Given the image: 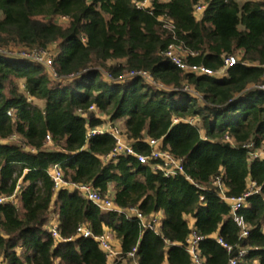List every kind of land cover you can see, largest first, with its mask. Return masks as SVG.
Segmentation results:
<instances>
[{
    "label": "trees",
    "instance_id": "trees-1",
    "mask_svg": "<svg viewBox=\"0 0 264 264\" xmlns=\"http://www.w3.org/2000/svg\"><path fill=\"white\" fill-rule=\"evenodd\" d=\"M140 1L0 0V197L14 196L0 204V263L107 264L95 240L107 235L119 244L113 264H133V249L137 264H190L185 245L195 230L205 264H228L238 249L247 250L239 264H264V157L250 156L264 146V1L150 0L139 10ZM197 5H205L198 18ZM51 46L55 78L10 51ZM170 46L194 54L189 65L217 71L227 56L238 63L222 80L185 73L164 58ZM133 71L154 84L127 78ZM104 124L137 154L158 140L184 172L166 176L127 155L104 160L114 138L88 137ZM54 166L66 183L90 185L122 212L54 190ZM217 177L228 197L250 183L259 189L240 212L246 238L213 186ZM131 209L157 217L156 232ZM51 216L70 242L53 240ZM78 226L92 237H77Z\"/></svg>",
    "mask_w": 264,
    "mask_h": 264
},
{
    "label": "built area",
    "instance_id": "built-area-1",
    "mask_svg": "<svg viewBox=\"0 0 264 264\" xmlns=\"http://www.w3.org/2000/svg\"><path fill=\"white\" fill-rule=\"evenodd\" d=\"M150 0H142L140 2L135 3V7L139 10L147 9L150 6ZM243 1V0H242ZM205 10V5H197L194 7V16L198 18L201 16L203 11ZM42 50L36 51V54H40ZM42 53H45L42 51ZM187 55L193 56L194 54L188 53L185 50H182L181 48H177L174 46H170L167 51L164 53V58L174 67H176L178 70L183 71L185 73L195 74V75H203L211 78H215L217 80L225 79L228 75L229 69L237 65L238 61L233 56H227L224 57L222 60V67L217 70L213 71L208 68H205L203 66L199 65H189L185 62V57ZM39 56V57H40ZM37 64H40L44 66L47 70L50 71V75L53 77V56L47 55L39 58L37 61ZM127 78H135L139 77L143 80H145L149 84H154L152 77L149 73L145 71H133L130 72L127 76ZM260 89H264V87H260ZM186 91L188 90L187 87L184 88ZM91 111L94 110L93 107L90 108ZM109 133L114 138V147L111 150V152L105 157L104 160H110L113 159L119 155H127V156H133L137 159L138 163L141 165H146L148 163H152L153 170H159L162 171L166 176H174L176 174H182L184 172L183 168V162L182 160L174 158L172 155L168 154L167 152L161 151L159 148V141L158 140H149L148 145L150 148V153L148 155H141L137 154L123 137V135L120 133V130L115 127L111 126L109 124L104 125L103 128H95L93 130L89 131L88 137L94 136V135H102L103 133ZM46 144L50 145V139L49 137L46 138ZM247 150H253V144L249 143L246 145ZM251 158L253 160L260 159L264 157V146H262L260 149L252 151L250 154ZM158 161L160 163H158ZM50 177L53 182L54 190L58 191L62 188H69L72 191L77 192V194L85 199L86 201L92 203L97 208L106 211V212H116L121 213L122 211L119 209H116L113 206L112 200L109 196H102L98 191H96L94 188H92L90 185H73L68 184L62 179V174L58 166H54L51 168L50 171ZM213 186L216 187L218 194L220 198L228 204L230 208V212L233 216V221L238 227L240 231V237L246 238L248 235V226L243 220V216L240 214V212L245 208L247 200L259 193V189L254 186L253 183H250L248 186L247 191L240 197H228L225 194V189L222 184L221 178L217 177L213 181ZM5 202H14V196L4 198L0 197V204H3ZM128 216L129 214L133 215L140 224V227L148 229L152 232H156V227L158 224V218L154 217L151 219L144 218L137 210L131 209L126 212ZM126 215V216H127ZM50 233L53 240L57 242H70L72 239H62L58 233L57 226L52 225L50 226ZM264 233V232H263ZM75 234L77 237L82 238H90L92 237V233L85 228L84 226H78L76 228ZM217 244L221 246L228 254L232 252V247L226 244L221 238L213 237ZM95 240L98 242L100 249L105 255L107 264H113L114 260L118 256V252L114 250L112 247L109 237L107 235H101L99 237H96ZM204 241L203 237H201L195 230H191L189 236L186 239V245L185 250L187 254L190 257V264H205L203 259L200 257L199 253V246ZM136 250L133 249L132 252L128 255V258H130L133 261V264H137L134 260ZM247 250L245 249H238L235 253V256H233L229 261L228 264H239L242 260V258L246 255ZM2 264V263H0ZM252 264H258L257 262H253Z\"/></svg>",
    "mask_w": 264,
    "mask_h": 264
},
{
    "label": "rangeland",
    "instance_id": "rangeland-1",
    "mask_svg": "<svg viewBox=\"0 0 264 264\" xmlns=\"http://www.w3.org/2000/svg\"><path fill=\"white\" fill-rule=\"evenodd\" d=\"M10 51L12 53H18V58H20L21 60H26V61L37 63L36 61L39 58H41L42 55L43 56H47V55L54 56V55H57L58 48H57V46H51V47H49L46 50H42L45 53H42V51H41L40 52L41 56L39 54H36V51H32V50L25 49V48L13 49V50H10ZM47 72H48V74H50L49 70H47Z\"/></svg>",
    "mask_w": 264,
    "mask_h": 264
},
{
    "label": "crops",
    "instance_id": "crops-1",
    "mask_svg": "<svg viewBox=\"0 0 264 264\" xmlns=\"http://www.w3.org/2000/svg\"><path fill=\"white\" fill-rule=\"evenodd\" d=\"M262 1H264V0H262ZM104 125H102L100 128H103L104 129ZM191 223L193 224L192 221H191ZM49 225L50 226H52V225H56L57 226V220H56V217L55 216H51V219L49 221ZM263 232H264V228H263ZM213 237H215V236H213ZM110 243H111L112 247L114 248V250L117 251V252H119V244H118L117 240H114V239L113 240H110ZM255 262L258 263V261H255Z\"/></svg>",
    "mask_w": 264,
    "mask_h": 264
}]
</instances>
